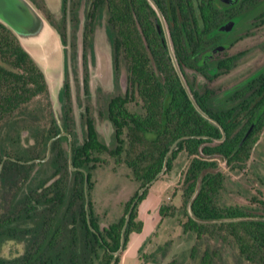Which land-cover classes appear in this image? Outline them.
I'll return each mask as SVG.
<instances>
[{"label": "trees", "instance_id": "obj_1", "mask_svg": "<svg viewBox=\"0 0 264 264\" xmlns=\"http://www.w3.org/2000/svg\"><path fill=\"white\" fill-rule=\"evenodd\" d=\"M32 1L42 10H49L45 0ZM170 1L174 9L177 2L183 3L187 21L191 15L198 16L208 25L213 21L212 18L208 22L212 10H217L216 6L220 4L219 0ZM91 6L96 8L95 16L106 11V32L115 48L116 12L120 9L125 12L122 21L129 28L130 0H93ZM143 26L146 33L155 31L153 23H144ZM168 73L171 75L170 70ZM263 77L264 73L260 78ZM66 87L60 96L63 117L66 127H74L72 110L66 109L72 105L68 82ZM180 90L175 84L167 90L162 79L155 74L143 76L139 86L142 111L120 106L121 113L129 120L125 127L122 125L123 135L126 134L119 148L109 149L94 132L85 144L74 140L70 162V151L57 140L54 143L57 151L51 160L58 177L47 186L45 181L34 184L30 179L33 164L21 161L40 157L47 150L51 134L43 122L52 113L48 111L49 88L37 63L11 28L0 20V164L3 162L0 171V198L3 199L0 242L4 238H14L25 243L23 252L18 255L7 257L0 254V264H120L122 252H116L121 246L126 214L139 189L161 171L175 142L176 147L169 154L167 171L171 170L172 162L180 152L186 151L192 157L184 173L183 203L181 208L162 204L160 214L168 216L182 212L186 217L183 223L185 232L195 233L198 239L203 236L224 241L230 239L248 264H264V200L253 197L254 205L222 204L228 176L220 169L215 157L225 158L232 170L244 169L264 129V117L242 142L244 132L236 133L242 122L239 118L242 111L235 113V109H229L215 113L206 109L217 121L214 123L200 114L186 93ZM257 90L239 103L240 107L243 106L241 110L250 111L247 115L252 113L253 107L252 115H255L264 105V85ZM38 97L45 98V101L34 106ZM208 97L202 96L201 99ZM52 126V129H59L57 122ZM222 129L226 134L224 140L214 146H203L211 139H221L224 136ZM104 152H109L118 162L123 160L140 183L139 189L126 202L125 213L107 226H102L90 195L94 187L92 172L103 161L101 155ZM149 189L139 197L130 215L124 230V250L131 234L143 230L144 222L139 219L138 209ZM4 209L7 212L4 213ZM217 256V250H206L201 264H214ZM167 264H178V261L174 259Z\"/></svg>", "mask_w": 264, "mask_h": 264}, {"label": "flooded vegetation", "instance_id": "obj_2", "mask_svg": "<svg viewBox=\"0 0 264 264\" xmlns=\"http://www.w3.org/2000/svg\"><path fill=\"white\" fill-rule=\"evenodd\" d=\"M92 1L66 0L61 5L59 15L47 11V8L44 10L48 20L61 36L65 54V73L58 93V106L53 107L49 93L48 111L52 113L43 122L51 134L47 150L40 157L21 161L29 165L33 164L30 179L34 184L45 181L47 186L58 177L54 174L56 168L54 161L51 160L57 151L54 146L57 140L72 153L74 140L85 144L95 132L97 139L109 149L119 148L126 134L123 135L122 125L125 127L127 119L129 120L121 113L120 106H127L131 111H142L143 100L139 86L145 75L150 77L155 74L160 77L167 90L174 84L179 86L180 92L186 93L196 110L202 114L198 107L201 108L208 115L205 118L214 123L217 121L206 109L215 113L229 109H235V113L242 111L239 114L242 122L236 133L243 131L246 135L251 129L250 135L258 120L264 117V105L255 115H252L254 107L252 110L250 108L252 113L247 115L250 111L241 110L243 106H239L240 102L264 85V77L260 78L264 73V66L223 90L220 93L223 95H219L211 86V83L220 76L236 68L242 57L247 54V50L234 52L233 48L252 33L253 27L264 25V0H228L229 2L219 0L217 10H212V16L208 20L211 22L213 18L210 25L205 21L201 22L198 16L191 15L190 20L187 21L184 18L183 3L180 5L177 2V7L174 9L170 0H154L157 6L151 0H130L129 28L122 21L125 12L121 9L116 12L115 48L106 32V11L102 10L100 16H95L96 8H91ZM215 18L218 20L215 21ZM144 23H153L155 31L146 33ZM81 25L82 30L79 33ZM100 28L104 29L112 48L113 72L110 90L107 89L110 74H106L108 65H105L108 59L107 56L105 58V52L99 50L96 44L97 32ZM98 65L102 69V79L94 88L91 74L94 66ZM67 82L70 86L72 105L71 108L67 106L66 109L72 110L74 127L65 126L63 103L60 98L62 90L67 89ZM74 93L82 109L81 135L78 134L75 118ZM206 95L209 97L202 100V96ZM50 117H53V120L50 121ZM53 122H57L59 129H52ZM104 129L106 133L111 131L109 140L105 138ZM225 137L226 134L224 139ZM211 140L204 142L203 146H214L216 142L222 141ZM105 153L110 154L109 152L103 154ZM5 159L7 156L4 157V161ZM55 165L58 166L57 163ZM2 166L3 162L0 164V171ZM41 190L42 187L39 188V191ZM5 212L7 210L4 209ZM9 241L25 244L14 238H4L0 244L3 246Z\"/></svg>", "mask_w": 264, "mask_h": 264}, {"label": "rangeland", "instance_id": "obj_3", "mask_svg": "<svg viewBox=\"0 0 264 264\" xmlns=\"http://www.w3.org/2000/svg\"><path fill=\"white\" fill-rule=\"evenodd\" d=\"M49 3L52 12L59 15L61 0H49ZM41 11L45 14L44 10L41 9ZM81 30L82 25L79 33ZM251 31L252 33L246 39L240 41L233 48L234 52L247 50V54L242 57L238 66L211 83L219 95H223L220 94L223 90L264 66V25L253 27ZM79 42L81 41L79 40ZM96 44L99 50L105 52V58L107 56L108 59V63L105 65H108L106 74H110L107 85V89L110 90L113 72L112 48L102 28L98 29ZM101 73V67L94 66L91 74L94 88L101 82ZM60 87L61 85H58L55 89L54 100L56 101H58ZM73 100L78 134L81 135L80 115L82 109L75 93ZM44 101L45 98L38 97L33 105L38 106ZM51 102L53 107L59 105L55 104L52 98ZM101 130L103 129L101 128ZM103 133L109 140L111 131L106 133L104 129ZM102 158L103 161L92 172L94 187L90 191V195L95 213L99 214L102 225L107 226L117 221L125 213V204L139 189L140 183L134 179L123 160L118 162L115 157L106 153L102 155ZM217 158L220 169L228 176L226 189L222 193V204L254 205L253 197L264 200V129L258 142L254 145L251 158L244 169L232 170L225 164L222 157ZM191 159L192 157L186 151L180 152L172 162L171 170L161 175L150 186L146 199L141 202L138 209L139 219L144 222L143 230L140 233L131 234L128 247L121 254L120 264H167L174 259L178 261V264H201L202 256L206 250H217L218 256L215 258L214 264H248L230 239L224 241L208 236L198 239L195 233L184 231L183 223L186 221V217L182 212L168 216L160 214L162 204L181 208L184 173ZM2 201L3 199L0 198V206ZM23 246L21 243L9 241L2 246L0 254L7 257L18 255L23 252ZM141 247L143 249L140 252Z\"/></svg>", "mask_w": 264, "mask_h": 264}, {"label": "water", "instance_id": "obj_4", "mask_svg": "<svg viewBox=\"0 0 264 264\" xmlns=\"http://www.w3.org/2000/svg\"><path fill=\"white\" fill-rule=\"evenodd\" d=\"M45 1L49 10L52 11L49 0ZM151 1L155 6H157L154 0ZM223 1L229 2L228 0ZM0 20L11 28V30L19 39L23 48L30 54V56L42 70L48 84L50 97L55 104H59L58 101L54 100V95L56 87L61 85L64 79L65 54L61 36L58 31L52 26L46 15L36 6L32 0H0ZM57 69L59 70L56 71ZM198 109L204 116H208L201 108L198 107ZM250 131L251 129L244 136L242 142L247 138ZM224 136L220 140H223ZM175 145L176 143L171 147V150ZM170 151L165 157L164 165L161 171L153 180L139 189L136 199L132 202L129 211L126 214L121 246L116 254L124 251V230L137 200L147 188H149L161 175L167 171ZM215 157L217 158L221 156L218 155ZM223 160L227 165V160L225 158H223ZM87 182L88 176L86 175V184Z\"/></svg>", "mask_w": 264, "mask_h": 264}]
</instances>
